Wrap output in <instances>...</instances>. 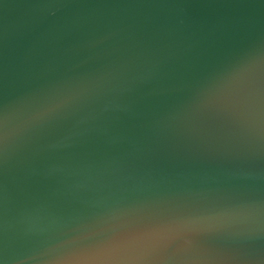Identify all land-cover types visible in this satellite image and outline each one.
I'll use <instances>...</instances> for the list:
<instances>
[{"label": "water", "instance_id": "1", "mask_svg": "<svg viewBox=\"0 0 264 264\" xmlns=\"http://www.w3.org/2000/svg\"><path fill=\"white\" fill-rule=\"evenodd\" d=\"M0 264H264V0H0Z\"/></svg>", "mask_w": 264, "mask_h": 264}]
</instances>
